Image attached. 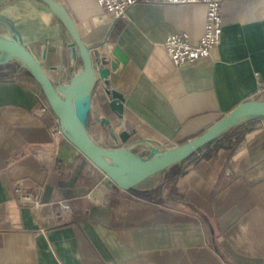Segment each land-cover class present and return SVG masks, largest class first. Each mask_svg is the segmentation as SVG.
<instances>
[{
    "label": "crops",
    "instance_id": "0c3cea01",
    "mask_svg": "<svg viewBox=\"0 0 264 264\" xmlns=\"http://www.w3.org/2000/svg\"><path fill=\"white\" fill-rule=\"evenodd\" d=\"M56 1L94 60L112 59L116 47L128 57L93 93L88 132L102 147L147 160L243 102L264 100V0H224L221 44L181 67L164 43L187 33L196 45L205 5L140 2L113 25L97 0ZM0 29L19 35L57 87L84 69L71 34L40 0H0ZM10 62L18 72L0 66V264H264V117L125 192L86 157L73 173L54 169L66 140L34 112L40 84ZM111 90L125 98L121 119L109 107ZM26 179L41 189L39 210L15 198L12 183Z\"/></svg>",
    "mask_w": 264,
    "mask_h": 264
},
{
    "label": "water",
    "instance_id": "95a60500",
    "mask_svg": "<svg viewBox=\"0 0 264 264\" xmlns=\"http://www.w3.org/2000/svg\"><path fill=\"white\" fill-rule=\"evenodd\" d=\"M40 1L53 11L71 34L74 39L73 52L77 54L76 48H78L84 62V69L71 80L69 85L57 87L51 82L39 60L28 50L17 33L8 37L0 36V52L2 53L0 66L11 60H16L22 67L27 68L36 82L40 84L52 111L59 118L68 142H64L56 152L57 158L54 167L56 171L66 170L69 174L73 173L86 157L97 168H100L119 189L129 192L148 178L199 153L202 148L215 142L234 126L245 120L264 117V100L243 102L198 137L168 150L153 151L152 157L147 160L139 159L134 153L124 148L102 147L91 139L88 132L87 123L91 112L93 93L99 79L104 80L107 86L110 85L108 78L111 72L118 70L119 63L125 65L128 62V57L119 47H116L113 50L112 59L100 57L98 60H94L92 50L80 36L68 9L56 0ZM106 94L111 99L110 109L115 111L118 118L121 119L124 115V96L114 90L107 91ZM107 124L110 125V123ZM129 136V132H123L120 138L122 142L126 143ZM55 150V147L51 149L52 152Z\"/></svg>",
    "mask_w": 264,
    "mask_h": 264
},
{
    "label": "built area",
    "instance_id": "2783aa9c",
    "mask_svg": "<svg viewBox=\"0 0 264 264\" xmlns=\"http://www.w3.org/2000/svg\"><path fill=\"white\" fill-rule=\"evenodd\" d=\"M97 2L103 8L105 16L111 17L113 25L127 19L129 10L140 2L163 6L205 5L207 7V21L204 35L196 45L191 43L190 36L187 33L171 35L164 43V49L176 67H181L184 64H195L200 58L209 56L212 50L218 47L222 41L224 0H97ZM35 96L38 100V104L34 110L35 114L46 121L53 138L61 137L68 142L62 125H60L59 118L52 111L42 88L38 89ZM12 185L15 198L21 206H29L34 210L42 208L43 203L40 199V188L36 186L38 191L33 190L27 179L17 180Z\"/></svg>",
    "mask_w": 264,
    "mask_h": 264
},
{
    "label": "rangeland",
    "instance_id": "374dc122",
    "mask_svg": "<svg viewBox=\"0 0 264 264\" xmlns=\"http://www.w3.org/2000/svg\"><path fill=\"white\" fill-rule=\"evenodd\" d=\"M0 36H4V33L2 32V30L0 29ZM2 56V53L0 52V57ZM3 66H5V69L7 70L6 72H5V74L7 75V76H9V75H11V74H13V73H16V72H18L19 71V68L17 67V64H16V62H8L7 64H5V65H3Z\"/></svg>",
    "mask_w": 264,
    "mask_h": 264
}]
</instances>
